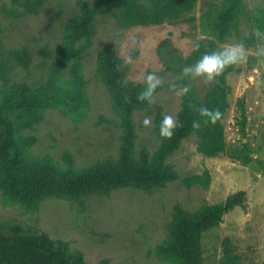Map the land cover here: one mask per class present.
<instances>
[{"label":"rangeland","instance_id":"rangeland-1","mask_svg":"<svg viewBox=\"0 0 264 264\" xmlns=\"http://www.w3.org/2000/svg\"><path fill=\"white\" fill-rule=\"evenodd\" d=\"M24 0H18L23 3ZM78 0H44L36 14L18 18L8 15L13 0H0V103L11 87L26 85L35 94L57 62L63 28L79 14ZM92 5L93 0H84ZM146 2V0H139ZM231 28L230 36L217 43L218 50L242 41L248 49V62L233 67L226 76L227 107L221 117L225 147L215 156L197 151L196 138L183 140L166 159L179 180L150 192L132 188L113 190L109 195L91 194L78 199L49 198L35 211L14 204L0 191V223L38 231L52 239L69 243L72 251L83 254L84 264H172L159 260L155 248L168 236L173 210L181 206L195 212L203 205H216L237 192H244L242 206L222 216L218 226L203 231L199 238L200 264H224L222 241L230 239L231 255L237 264H264V0H244ZM224 0H197L183 19L152 27L121 28L109 15L97 16L95 34L80 61V76L85 82L88 109L82 119L48 108L35 116L19 112L10 115L19 127L18 139L26 155L46 160L61 169L84 170L119 156L122 134L120 119L112 109L110 95L97 72L100 50L111 46L119 58L131 56L125 64L124 82L144 85L148 73L162 80L153 103L133 113L135 155L146 150L152 157L160 147L154 132L155 117L176 118L184 84L200 99L214 83L185 79L181 75L194 44L216 41L211 23L224 7ZM18 7V13L21 12ZM167 43L160 47V43ZM80 44H86L82 40ZM78 46V44L76 45ZM25 48L30 55L27 69L10 55ZM68 68L64 78H69ZM171 84H176L175 89ZM244 97L245 122L240 128L238 100ZM150 116V127L143 126ZM30 123V124H29ZM29 124V125H28ZM207 172L209 184L186 188L181 179Z\"/></svg>","mask_w":264,"mask_h":264},{"label":"trees","instance_id":"trees-1","mask_svg":"<svg viewBox=\"0 0 264 264\" xmlns=\"http://www.w3.org/2000/svg\"><path fill=\"white\" fill-rule=\"evenodd\" d=\"M196 1L93 0L92 5L84 0L77 1L79 14L66 22L63 28L59 58L50 67L48 81L35 94H30L26 85L13 86L0 103V191L10 202L35 211L42 201L49 198L78 199L91 194L107 196L120 188L148 193L179 180L173 167L165 161L190 136L196 138L197 151L207 157L223 151L225 136L221 119L215 124L206 123L207 118L200 115V109H218L223 115L227 107L226 76L233 68L219 77L201 99L189 87V92L181 98L176 115L180 127L170 140L159 135L163 116L158 113L154 124V132L160 139L158 151L149 157L143 149L136 156L133 113L147 109L149 104L137 100L144 85L124 82V59L119 58L109 45L98 53L97 72L110 95L112 109L120 119L121 146L116 160L107 159L79 171L61 169L46 160H35L26 155L23 143L17 137L19 127L10 118L16 111L28 117L39 115L48 108H56L76 120L85 116L88 101L85 82L80 76V61L95 34L97 16L109 15L121 28L160 26L183 19L192 11ZM243 1L224 0V7L210 25L216 41L199 42L200 49L194 47L188 58L189 64L195 63L203 52L218 50L217 43L230 36L231 28L244 10ZM43 3L44 0H24L21 4L13 0L11 9L5 6L3 9L8 15L18 18L26 13L36 14ZM18 7L22 8L20 13L17 12ZM82 40L86 41L85 45L80 44ZM166 43L167 40L162 41L160 47ZM10 55L21 67H29L30 55L25 48L12 51ZM66 68L69 78H64ZM238 106L242 129L245 122L244 97L238 100ZM194 122L198 127L193 126ZM181 183L186 188L195 185L207 187L209 175L204 172L185 177ZM244 198V192H237L222 203L203 205L195 212L176 206L168 223L167 239L154 250L156 257L172 264H200L201 233L218 226L225 213L243 205ZM222 245L224 264H237L231 255L230 239L224 238ZM0 264H84V259L82 252L72 251L68 242L52 239L43 232L27 231L17 225L5 228L0 223ZM101 264H108V260Z\"/></svg>","mask_w":264,"mask_h":264},{"label":"clouds","instance_id":"clouds-1","mask_svg":"<svg viewBox=\"0 0 264 264\" xmlns=\"http://www.w3.org/2000/svg\"><path fill=\"white\" fill-rule=\"evenodd\" d=\"M256 35L261 36L264 34L257 30ZM194 47L199 50L200 44L195 43ZM261 51H264V49H261ZM248 58V49L242 41L230 43L219 50L203 52L195 63L182 68L181 75L185 79H199L205 84H211L227 70L246 64ZM124 63L130 65L134 63V60L131 56H128ZM161 84L162 80L156 73H148L144 77V87L137 95V100L148 104L153 103ZM170 87L175 89L177 85L171 84ZM188 92L189 87L185 85L179 89L178 95H184ZM200 115L207 118L206 123L210 122L212 124H215L222 117V113L218 109L212 110L207 107L200 109ZM142 123L144 127H150L152 124L151 117L145 116ZM193 126L198 127V123L194 122ZM178 127H180L178 119L172 115H164L159 125V135L163 139L170 140Z\"/></svg>","mask_w":264,"mask_h":264}]
</instances>
